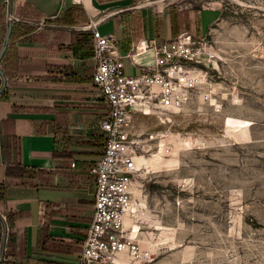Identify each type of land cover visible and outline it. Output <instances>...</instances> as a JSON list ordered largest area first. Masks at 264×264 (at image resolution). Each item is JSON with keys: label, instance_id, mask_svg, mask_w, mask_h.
I'll return each mask as SVG.
<instances>
[{"label": "crops", "instance_id": "crops-1", "mask_svg": "<svg viewBox=\"0 0 264 264\" xmlns=\"http://www.w3.org/2000/svg\"><path fill=\"white\" fill-rule=\"evenodd\" d=\"M165 1L11 0L14 21L0 62V264H77L92 216L88 169L104 147L99 123L106 114L92 84L90 27L127 56L140 40L204 37L220 14ZM134 59L152 62L151 54ZM127 66L140 72L124 57Z\"/></svg>", "mask_w": 264, "mask_h": 264}, {"label": "rangeland", "instance_id": "rangeland-1", "mask_svg": "<svg viewBox=\"0 0 264 264\" xmlns=\"http://www.w3.org/2000/svg\"><path fill=\"white\" fill-rule=\"evenodd\" d=\"M166 2L219 10L206 34L217 53L213 90L210 102L192 101L165 125L136 119L153 139L136 192L141 256L123 260L264 264V0Z\"/></svg>", "mask_w": 264, "mask_h": 264}, {"label": "built area", "instance_id": "built-area-1", "mask_svg": "<svg viewBox=\"0 0 264 264\" xmlns=\"http://www.w3.org/2000/svg\"><path fill=\"white\" fill-rule=\"evenodd\" d=\"M6 23L12 25L11 0L4 1ZM93 37L92 84L106 106L99 123L104 147L89 169L94 193L92 216L86 229L77 264H119L121 254L134 260L141 256L136 231L125 228L124 218L135 203L141 187L142 164L138 160L151 150L144 132L136 128L137 118H153L165 125L194 100L208 103L213 90L212 70L217 53L206 36L182 33L160 42L140 40L123 56L113 37L101 36L90 27ZM151 54L152 62L140 66L135 57ZM124 57L140 72L124 73ZM164 155L171 149L160 145ZM71 168L75 165L72 163Z\"/></svg>", "mask_w": 264, "mask_h": 264}, {"label": "bare ground", "instance_id": "bare-ground-1", "mask_svg": "<svg viewBox=\"0 0 264 264\" xmlns=\"http://www.w3.org/2000/svg\"><path fill=\"white\" fill-rule=\"evenodd\" d=\"M138 162H139V164H142V165H143V163H142V158H140V159L138 160ZM143 166H144V165H143ZM144 167H145V166H144ZM136 198H137L138 200H136L135 203H133V204L129 207V209H128L126 215H125V218H124V226H125L126 229H127V228H133L134 231L138 232V229H136L137 226L134 225V224H136L137 221H134V219L137 218V212L143 210L144 205L142 204L143 199H141V197H140L139 195H137ZM141 206H142V208H139V207H141ZM133 222H134V224H133ZM137 236H138V235L136 234V237H135L136 241H137ZM124 255H127V254L124 253ZM124 257H125V256H124ZM126 257H128V256H126ZM118 263H119V264H128L129 261H127V260H126V261L123 260V256H122V254H121V257L119 258Z\"/></svg>", "mask_w": 264, "mask_h": 264}, {"label": "water", "instance_id": "water-1", "mask_svg": "<svg viewBox=\"0 0 264 264\" xmlns=\"http://www.w3.org/2000/svg\"><path fill=\"white\" fill-rule=\"evenodd\" d=\"M10 33H11V24L8 25V29H7V32H6V35H5V38H4V44L0 50V62L6 52V49H7V46H8V43H9V37H10ZM0 78H1V86H0V94L2 93V91L4 90L5 86H6V77L5 75L3 74L2 70L0 69ZM4 229H5V226H4ZM4 242H5V235L3 237V243H2V251L0 253V263L2 261V258H3V246H4Z\"/></svg>", "mask_w": 264, "mask_h": 264}]
</instances>
